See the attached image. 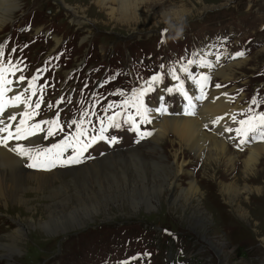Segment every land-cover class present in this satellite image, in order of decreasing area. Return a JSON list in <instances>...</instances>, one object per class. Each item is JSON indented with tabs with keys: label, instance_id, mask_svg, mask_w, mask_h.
Returning <instances> with one entry per match:
<instances>
[{
	"label": "rangeland",
	"instance_id": "obj_1",
	"mask_svg": "<svg viewBox=\"0 0 264 264\" xmlns=\"http://www.w3.org/2000/svg\"><path fill=\"white\" fill-rule=\"evenodd\" d=\"M121 1L0 3V10L9 9L0 18L3 59L19 69L8 78L20 94L35 77L37 95L31 100L42 99L29 123L58 116L64 129L47 138L39 132L30 138L34 148L71 140L77 131L73 120H83L87 134L99 136V118L114 112L135 116L131 105L121 107L123 100L155 74L163 79L145 102L158 108L163 97L167 112L160 115L179 116L187 101L166 89L183 82L189 96L201 95L200 85L180 70L190 59L211 65H189L197 81L209 77L206 98L193 100L194 111L204 102L226 100L216 115L232 129L239 126L233 115L244 119L250 107L264 112V0H129V17ZM172 67L179 80L168 74ZM20 76L25 80L17 83ZM155 112L148 113L149 120L160 113ZM135 118L152 135L141 139L121 116V126L107 128L81 163L38 172L23 162L28 174L57 180L39 196L17 201L33 189L24 187L21 176L7 179L14 191L0 200V264H264V156L248 161L249 148L264 142L241 150L231 139L235 132L217 129L215 119L203 128L227 143L232 155L217 160L208 152L205 159L185 149L183 170L172 186L164 181L170 172L162 163H173L177 150L187 147L172 133L156 141L151 121ZM133 151L142 154L103 162L110 154ZM70 155L71 148L64 153ZM194 183L200 192L192 195Z\"/></svg>",
	"mask_w": 264,
	"mask_h": 264
},
{
	"label": "snow or ice",
	"instance_id": "obj_2",
	"mask_svg": "<svg viewBox=\"0 0 264 264\" xmlns=\"http://www.w3.org/2000/svg\"><path fill=\"white\" fill-rule=\"evenodd\" d=\"M5 45L0 43V146L7 148L9 151L15 153L17 156L25 159L28 163L27 166L36 170L50 171L53 168L58 166L64 167L73 164H78L82 162L83 153L87 151L89 147L92 146L97 140H103L105 137L102 133L107 131L109 127L119 128L121 126L119 117L124 116V123L130 125V130L136 131L141 139L152 135L151 132L141 131L139 124L136 121V116L141 118V123H150L148 118V113L152 111L160 112L161 114L167 112V107L163 102V97L159 98V107L158 108H150L145 102V97L155 91V85H158L163 77L160 74L152 75L147 81L144 82V85H141L139 88H134L131 90L130 98H125L121 107L125 109L131 105L135 108V116L132 114H125L121 112H114L110 116L99 118L100 123V135L99 136H89L87 134V129L83 127L84 121L73 120L71 123L75 125L77 131L74 136H72L71 140L66 139L62 143L53 144L51 147L46 148H29L25 147L23 144H16L15 146L9 148L10 141H21L27 140L30 137L36 136L39 132H46L47 137H51L55 135L58 131H63V126L59 123L58 116L52 120H46L43 122H35L29 123L35 115L38 114L36 110L41 108L42 99H38L35 102H32L31 97L37 95L36 89V78L34 77L31 81L28 82V88L24 89L20 94L13 95L11 98L8 97V93L12 91L11 85L13 81L8 78V76L15 75V72L18 69L17 65H13L12 62L5 61L3 59V48ZM14 52L15 49H12ZM198 55V53H193V56ZM237 55H243V53H238ZM189 65H199V66H208L210 67V63L206 60H196L190 59L187 61L186 65L181 67V71L188 73V78L193 80L195 83L200 85L201 95L191 97L184 90V84L181 82L176 85L174 88H167L166 91L169 94L174 92L180 93L183 98L187 101L185 106L186 111L185 114L195 115V105L193 104V100H203L206 98L204 93V87L209 79L208 76L202 75L197 81L194 76H192L189 71ZM164 65H161L163 68ZM168 74L174 79L179 80L180 77L176 74V69L174 67L169 68ZM25 80L24 76H20L17 80V83H21ZM216 87H221L220 85H216ZM31 92L29 96H25V92ZM42 91V89L40 90ZM253 105L259 106V102L253 98L251 101ZM20 105L26 106V110L19 113V116L22 119L18 120L17 114L8 113L6 114V110L8 108H17ZM51 107V105H48ZM113 108V105H108L107 108L104 109L105 112H108ZM246 118L237 120L236 116H232L231 119L234 123L239 126L235 129L226 128L227 132H235V136L231 137V139L238 140L237 147L241 150L245 146L253 142H264V112H255L253 108H248ZM87 116L88 113L85 112L83 114ZM241 115H245V113H241ZM223 119V117L218 118V120L214 121V123H219V120ZM18 122L13 126V124L8 123L7 121H17ZM105 120L108 122L105 124ZM42 123L47 125V129L42 128ZM90 123V121H89ZM83 138V139H82ZM109 141L114 143L116 142V138H109ZM72 149V155L65 157L64 153L69 149ZM122 264H127V262H122Z\"/></svg>",
	"mask_w": 264,
	"mask_h": 264
},
{
	"label": "bare ground",
	"instance_id": "obj_3",
	"mask_svg": "<svg viewBox=\"0 0 264 264\" xmlns=\"http://www.w3.org/2000/svg\"><path fill=\"white\" fill-rule=\"evenodd\" d=\"M6 1L7 0H0V3H5ZM128 1L129 0L121 1L122 6L125 8L124 16L126 17H129L130 11H131V7L128 5ZM7 10L9 9L5 8V9L0 10V18L2 14L5 13ZM192 92L194 93V90H192ZM224 101L226 100H223V102L219 101L218 104H215L213 101L204 102L201 105V108L198 107V109H195L196 116H198L197 113H199L198 117H196L195 115H192V116L186 115L185 112H182L179 116H174V115L170 116L171 114L168 116L167 115L162 116L160 115L161 113L158 114L156 112L155 113L159 115V117L156 114L151 115L150 121L156 130V136L154 138L156 141H160L164 139L168 134L172 133L173 137L178 139L183 146L187 147V148H184L181 145V148H184V149L177 150V152L174 154L173 163L164 164L161 162L162 165L166 166L170 172L169 175H167V177L164 178V181L166 182L167 185H172V183L174 184L177 171L183 170V164L179 162L181 161L180 154L184 153L185 149L193 150L194 152L198 154L196 155V157L205 156L206 157L205 159H207V155L209 153L213 154L217 160L219 159V156H223L224 154L232 155L231 153H229V150H231V148L228 146L227 143H225L222 139L218 138L217 136L207 133L203 128V125L208 126L211 123V121L215 119L218 120V117L220 118L222 117V116H217L216 113L226 108ZM20 106L21 107H19L18 109L13 108L11 111L7 112L5 115H7L8 113H15L17 114L18 120L22 119L19 116V113L25 108V106L24 105H20ZM18 120L17 121H7V122L15 126ZM227 120H228L227 117H225V121ZM224 123H221V122L217 123V129L226 128L225 127L226 125ZM38 135L39 133L36 136ZM34 137L35 136L30 137V138L34 139ZM30 138H29V141L28 139L26 141L25 140L10 141L9 148L15 146L18 143L23 144L25 147L32 148L33 147L32 145H34V142H33V139H30ZM249 151L251 155L248 161L255 162L257 159H259L257 157L264 156V144H255L249 148ZM141 154L142 153L140 151L139 152L133 151L131 152L129 156H121V154H118V153L110 154L103 158V162L109 161V162L116 163L120 161H128L134 157H140ZM23 162H26V160L17 156L15 153L9 151L7 148L0 146V200L8 199L10 194L14 191V187L10 184L8 185L7 183V179L9 178L12 179L17 176H21L23 178L24 187L33 189V190L28 191L25 195H21V196L19 195L16 198L17 201L19 200L27 201L28 199H31L33 197V196L26 197L27 194L39 196L41 195V191L44 189L47 183L57 182L56 179L49 178L50 175L28 174L27 170H25L21 165ZM212 162L213 161H210V163ZM206 163H209V162L206 161L205 164ZM93 166H96V165H93ZM37 171L38 172H49V171H43V170H37ZM53 173H56V172H53ZM190 191H192L191 192L192 195L198 194L200 192V188L195 184L192 186Z\"/></svg>",
	"mask_w": 264,
	"mask_h": 264
}]
</instances>
